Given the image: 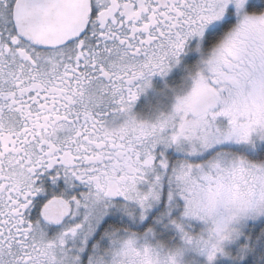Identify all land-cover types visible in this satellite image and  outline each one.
Wrapping results in <instances>:
<instances>
[{
  "label": "snow or ice",
  "instance_id": "6c2138e0",
  "mask_svg": "<svg viewBox=\"0 0 264 264\" xmlns=\"http://www.w3.org/2000/svg\"><path fill=\"white\" fill-rule=\"evenodd\" d=\"M0 264H264V0H0Z\"/></svg>",
  "mask_w": 264,
  "mask_h": 264
}]
</instances>
